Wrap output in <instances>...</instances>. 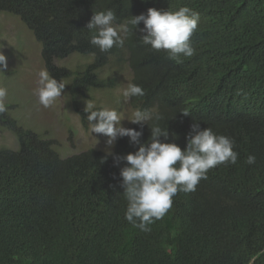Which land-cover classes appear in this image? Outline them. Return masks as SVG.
I'll list each match as a JSON object with an SVG mask.
<instances>
[{"label": "trees", "instance_id": "obj_1", "mask_svg": "<svg viewBox=\"0 0 264 264\" xmlns=\"http://www.w3.org/2000/svg\"><path fill=\"white\" fill-rule=\"evenodd\" d=\"M151 5L173 12L188 6L200 14L188 62L144 45L143 22L128 24ZM108 9L129 34L123 48L105 53L90 44L87 25ZM0 13L18 16L33 31L46 68L63 80L85 126L82 98L119 84L106 70L115 58L130 66L133 84L145 91L130 97L131 107L159 113L168 142L186 147L197 121L234 139L239 153L236 164L209 170L196 191L178 192L145 233L124 218L119 173L125 162L117 167L95 148L64 157L57 140L21 124L5 104L0 125L17 136L19 147L0 148V264H264V0H0ZM73 54L92 61L76 69L59 63ZM150 135L144 125L141 142ZM136 150L122 137L112 152ZM250 154L253 165L246 163Z\"/></svg>", "mask_w": 264, "mask_h": 264}, {"label": "clouds", "instance_id": "obj_2", "mask_svg": "<svg viewBox=\"0 0 264 264\" xmlns=\"http://www.w3.org/2000/svg\"><path fill=\"white\" fill-rule=\"evenodd\" d=\"M116 14L113 10L95 12L87 28L92 32L90 44L101 52H110L113 47L123 48L129 34L127 26H115ZM200 14L188 6H182L178 11H162L147 7V13L131 16L128 24L141 29L144 45H150L152 50L168 55L176 63L188 62L195 54L191 37L198 30ZM0 47V73L8 69V57ZM66 85L63 80H57L47 69L38 73L36 95L39 103L45 108L52 106L62 96ZM144 89L136 84H130L123 92L125 98L142 97ZM7 89L0 87V114L6 112L3 100ZM91 133L101 134L107 138L115 166L125 162L120 167L123 196L127 201L125 220L142 232H151V225L161 220L171 209L173 198L178 192L191 193L196 191L202 179H207L208 171L218 165L236 164L239 153L235 151V140L216 134L211 128H201L195 121L186 137V147L183 149L177 143L168 142V128H162L159 121L163 117L150 110H136L130 120L140 125V130L125 127L121 115L114 109L100 108L93 110V105L87 103L85 108ZM188 115V113H183ZM148 125L151 135L146 142H141L143 127ZM129 137L130 142L138 146V150L126 155H116L111 151L118 138ZM246 163H256L254 155H248Z\"/></svg>", "mask_w": 264, "mask_h": 264}, {"label": "rangeland", "instance_id": "obj_3", "mask_svg": "<svg viewBox=\"0 0 264 264\" xmlns=\"http://www.w3.org/2000/svg\"><path fill=\"white\" fill-rule=\"evenodd\" d=\"M0 47H3L2 51L8 57L6 71H12L9 75L11 77H5V73H0V87L7 89V96L3 102L12 105L9 112L13 117L26 127L57 140L56 147L64 157L91 148L109 151L107 138L91 133L89 124L87 126L83 124L80 111L74 110L72 104L68 103L69 94L65 91L50 107L45 108L39 103L35 94L38 73L42 69H47L42 56V44L18 16L0 13ZM92 57L73 54L59 63L76 69L91 62ZM114 59L111 58L112 63L106 70L119 76V84L114 88L93 90L88 97L82 98L81 108L85 111L87 103H91L93 108L114 109L121 115L122 124L125 127H132L135 124L128 120L137 109L131 107V98H125L123 92L132 84L133 73L129 65H120ZM2 147L17 149L19 141L11 130L0 125V148Z\"/></svg>", "mask_w": 264, "mask_h": 264}]
</instances>
